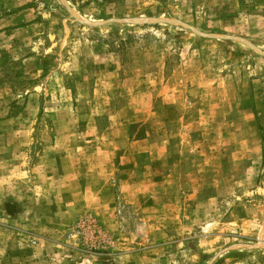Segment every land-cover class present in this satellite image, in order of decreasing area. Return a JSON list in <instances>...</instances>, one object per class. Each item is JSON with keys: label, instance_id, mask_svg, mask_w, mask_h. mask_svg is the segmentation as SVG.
Instances as JSON below:
<instances>
[{"label": "rangeland", "instance_id": "rangeland-1", "mask_svg": "<svg viewBox=\"0 0 264 264\" xmlns=\"http://www.w3.org/2000/svg\"><path fill=\"white\" fill-rule=\"evenodd\" d=\"M0 264H264V0H0Z\"/></svg>", "mask_w": 264, "mask_h": 264}]
</instances>
